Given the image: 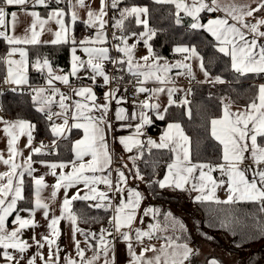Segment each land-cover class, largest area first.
<instances>
[{
  "label": "snow or ice",
  "instance_id": "1",
  "mask_svg": "<svg viewBox=\"0 0 264 264\" xmlns=\"http://www.w3.org/2000/svg\"><path fill=\"white\" fill-rule=\"evenodd\" d=\"M51 2L0 0V40L7 45L0 55L4 70L0 79L13 93L23 94L25 88L28 89L32 106L45 121L46 132L51 137L49 144L41 141L35 146L40 131L37 123L21 117L9 120L0 115V132L5 140V149H0V165L4 166L0 171V264H117V241L126 245L128 264H194L195 257L201 253L192 246L185 223L170 211L143 206L148 196L159 194L157 190L188 193L194 204L230 206L216 209L217 216L213 218L219 219L224 228H230L237 217L232 205H259V213L264 214V82L250 86L255 93L243 107L234 108V101L229 97H220L221 113L209 121L211 137L221 146L218 162L193 161L190 137L179 122H168L158 139H143L155 121L167 119L172 107L188 109L191 101L187 96L192 95V90L179 88L177 78L196 80L194 65L203 74V80L197 83L216 86L241 82L227 80L223 75L213 76L209 65L215 63V58L205 63L198 47L187 42L194 35L203 32L211 36L214 43H208L215 53L228 59V70L237 77H264V0L250 3L152 0L155 5L174 8L169 17L177 28L184 26L186 18L189 20L188 32L172 47V53L181 57L174 62L156 50L155 42L168 29L153 26L154 17L148 4L99 0L95 8L89 0H54L55 7H51ZM37 6L46 10L51 7L46 18L34 10ZM110 10L113 11L111 16ZM213 13L223 15L213 16ZM21 15L30 17V23L23 28V34L17 35ZM77 21L94 31L77 39L74 31ZM110 21L113 31L109 47ZM53 24L55 30L51 27ZM46 32L52 36L47 41L42 40ZM172 40H177L175 33ZM42 45H70V70L54 67L47 56L40 54L31 59L29 46ZM140 45L144 52L138 51ZM78 51L86 59L77 55ZM30 70L39 74L43 84L32 83ZM173 70H176L175 77L171 75ZM84 80L91 83H83ZM58 83L69 91H62ZM125 84L131 86L134 96L144 94V99L134 101L138 111L129 112L119 106L125 102V97L120 95ZM148 84L158 86L148 87ZM97 87L107 89L102 97L97 95ZM128 91V87H123V92ZM181 91L186 95L175 99ZM3 95L0 92V96ZM165 95L167 99L163 102L161 97ZM186 114L191 117L190 109ZM114 122H121V129L134 127L132 134L118 137L125 152L137 151L129 157L133 168L128 169V175L124 171L127 164L113 168L114 153L108 137L112 134L116 138ZM73 129L81 130L83 135L71 142V159H34L58 155L59 142L69 140ZM22 137H26L23 147L20 145ZM145 148L150 154L153 149L170 154L171 162L167 163L162 179L142 174L137 166ZM25 151L28 152L26 157ZM37 164L47 171L37 174L39 169L34 166ZM152 166L155 175V164ZM46 176L54 177L55 183L49 184ZM130 178L144 183L149 191L144 193L127 187ZM99 185H103L104 190H100ZM70 189L75 191L70 194ZM221 189L226 199L221 200L217 195ZM61 190L63 199L58 200ZM76 201L93 202L88 204L89 208L112 211L107 217L108 226L101 227L99 232L81 228L80 223L88 224L89 219L74 211ZM145 217L152 221L146 229L134 226L137 220L143 225ZM62 221L68 222L74 255L61 256L64 252L59 243ZM253 233V238L257 235L264 238V217L256 222ZM77 235L84 239L78 240ZM242 235L246 240L248 234ZM153 241L159 242L158 246ZM206 264L222 262L213 257L206 258Z\"/></svg>",
  "mask_w": 264,
  "mask_h": 264
},
{
  "label": "trees",
  "instance_id": "2",
  "mask_svg": "<svg viewBox=\"0 0 264 264\" xmlns=\"http://www.w3.org/2000/svg\"><path fill=\"white\" fill-rule=\"evenodd\" d=\"M127 5L131 4H148L152 11L154 19L151 21L153 26L162 27L168 29L167 33H161L159 39L155 42L156 50L166 58H173L175 54L172 53V47L175 42H179L180 37L188 32L187 24L189 20L186 18L184 26L177 28L171 23L169 12L174 11V8L170 5H155L152 0H124ZM54 0L51 2V7H55ZM123 6V5H121ZM31 7V6H29ZM37 6L36 9L42 16L46 17L47 11ZM113 15V11H109V16ZM66 20L70 22V18L66 17ZM109 30L113 31L111 27V21L109 23ZM74 31L77 39L87 36L91 31L86 29L84 25L77 21L74 26ZM172 33L176 34L177 40H172ZM109 34V33H108ZM212 41V37L207 33H199L194 35L189 43L195 44L201 53L205 57V63H208L209 58H215V63L209 65L211 74L223 75L227 80L239 79V84H224L216 85L212 84H198L191 85L192 95L188 96V100L191 101L188 105V109L191 111V117L186 114L185 108L172 107L169 110V115L165 121H155L147 130V135L157 136L166 127V124L171 121L179 122L186 135L190 137L191 152L193 161H212L218 162V158L221 152V146L216 142L210 134V118L219 116L221 113L220 97L227 96L234 101L235 106H245L255 93L254 88H250L253 83L264 82V77H254L249 75L247 77H237V75L228 70V59L215 53V50L208 43ZM214 43V41H212ZM163 45V47H161ZM70 45L52 46L42 45L38 47L29 46L30 58L34 59L37 54L47 56L52 62L54 67L62 68L65 71L70 70ZM7 49L6 43L0 40V55H3ZM4 74L3 66L0 65V78ZM30 79L34 85L43 84V79L39 74L31 72ZM2 79H0V84ZM74 83H80L74 81ZM83 83L88 84L85 80ZM3 96H0V103L3 105V112L5 118L11 120L17 117L29 119L38 124L40 129L39 134L36 135L35 143L41 141L49 143L50 134L46 132L45 121L40 118V114L36 113L30 96L27 94L28 89L24 90V93H13L10 90L2 91ZM81 136L80 130L73 129L70 134L69 140H61L59 154L56 156H39L34 157L37 159H44L48 161H60L72 158L71 142L78 139ZM147 162V163H146ZM170 161V154L167 151L160 152L153 149L151 154L144 150L143 159L137 161L136 164L140 168L142 174L153 179H161L165 173L166 165ZM153 164H155V175H153ZM146 193L148 190L145 185ZM159 192L156 196H149L154 203V208H159L161 212H172L176 217L180 218L177 214L179 211V205L182 203L181 198L168 195L164 193V190H157ZM88 202L76 201L74 202V211L80 213L82 217L88 218L89 223H80V225L94 227L101 226L107 222V217L110 216V212H105L103 209H93L88 207ZM167 206V208H165ZM191 209L186 211L183 218H180L186 225L190 232V239L193 241L192 246L200 249L199 256L211 257L212 254H204L202 247H207L206 253H209V249L218 248L223 252L232 256H244L242 258V264H264V238H260L258 235L253 238V230L256 222L259 221L264 214L259 213V205L250 203H240L232 205L237 213L236 219L230 225V228H224L220 226L219 219H213L217 216L216 209H227L230 206L227 205H215V204H190ZM182 210V209H181ZM220 218H223V214L220 213ZM186 218L189 219L190 225H188ZM99 221V223L95 222ZM238 221V222H237ZM191 227V230L189 229ZM243 233H247V239L243 237ZM211 236L212 239L206 238ZM241 246H237V245Z\"/></svg>",
  "mask_w": 264,
  "mask_h": 264
},
{
  "label": "crops",
  "instance_id": "3",
  "mask_svg": "<svg viewBox=\"0 0 264 264\" xmlns=\"http://www.w3.org/2000/svg\"><path fill=\"white\" fill-rule=\"evenodd\" d=\"M249 1L251 2V0H249ZM89 2L92 4L93 7L98 8L99 0H89ZM34 10L38 11L36 8ZM81 15L83 16V12L81 13ZM212 15L213 16H215V15H223V13H213ZM20 19H21L22 23L17 26V31H16L17 35L23 34V28L30 23V17H25V16L21 15ZM51 27L55 30V25L54 24L51 25ZM108 28H109V26H108ZM90 31L93 32L94 30H90ZM107 34H108V29H107ZM51 38H52V36L49 33H47V32L42 36V40H45V41L50 40ZM138 51L139 52H144L145 51L143 49L142 45L138 46ZM79 52L80 51L77 52V55H79ZM80 56L82 58L86 59L84 54H82ZM15 58L18 59L19 57L17 56ZM180 58L181 57L178 54H175V57L169 58V59L167 58V59L170 62H174L175 60L180 59ZM70 60H71V51H70ZM70 67H71V65H70ZM175 72H176V70H173V72L171 73V75L173 77H175ZM194 73L196 75V80H191L190 81L188 78L181 76V77L177 78V86L179 88H182V89H188V88L191 87L192 84L197 83V80H203V74L199 72L198 68H196L195 65H194ZM81 75L83 76L85 74L81 73ZM85 81L88 82V84L91 83L88 80H85ZM198 84H200V83H198ZM205 84H209V83H205ZM147 86L148 87H155V86H158V85L148 84ZM57 87H60L62 91H69L67 88H65L63 85H60L59 83L57 84ZM96 89H101L102 90V93H101L102 96H103V93L107 90L104 87H97ZM6 90H10L9 86L4 85L3 88L0 87V92L6 91ZM120 95H123L125 97V92H123V87L121 89ZM185 95H186V92L181 91V92L177 93L175 99L179 100L180 98L184 97ZM76 99H78V98H76ZM142 99H144V94H141L140 96H138V99H136V100H142ZM166 99H167L166 95L161 97V100L163 102H166ZM187 99H188V96H187ZM0 100H1V98H0ZM100 102H102V100ZM119 106L126 107V109L129 112L138 111V109L134 106V101H127L126 98H125V102L122 103ZM115 107H116V104H115V102H113L112 108L115 109ZM233 107L236 108V107H241V106L233 105ZM187 110L188 109H185V111H187ZM5 119H7V118H5ZM132 123L135 124V123H137V121H133ZM120 124H121V122H114V127L117 129V131L115 132V137L116 138H113V135L109 134L108 140H109L110 150H112L113 153H114L113 168L115 169L116 167H119V166H122L124 164H127L128 168L124 169V171H125L126 175H128L129 174L128 169H132L133 168L132 161L129 160V157L136 155L137 151H136V149H133V151L131 153L125 152L123 150V146L120 145L119 142H118V137L121 136V135H130V134H132V132H134V127L133 128H129V129H121ZM0 127H2V125H0ZM80 132H81V136H82L83 133H82L81 130H80ZM159 135H157V136H149L146 133V136L143 137V139H146L147 137H151L153 139H158ZM24 143H26V137H22L21 138V141H20L21 147H23ZM39 144L40 143H35V146H39ZM46 144H49V143H46ZM0 149H5V140L3 138L2 132H0ZM145 150H147V148H145ZM5 155H6V151H5ZM24 155L26 157L28 155V152L25 151ZM34 159H37V158H34ZM37 160H39V159H37ZM34 166L39 169V172L37 174H44L47 171V169L42 168L39 164L34 165ZM3 170H4V166L0 165V171H3ZM133 171H134V169H133ZM164 174H166V169H165V173ZM214 176L218 177L219 173H214ZM162 178H163V176H162ZM113 179H115V172H113ZM46 181L49 184H52V183H55V178L51 177V176H46ZM80 187H82V185H80ZM127 187L135 188V189H138V190L146 193L145 184L142 183L141 181H138V180H133V179L130 178L128 180ZM98 188L100 190H104V186L103 185H99ZM69 191H70V194H71L72 192L75 191V189H70ZM164 193H166L168 195H171V196H175V197L181 198L182 203L179 205V208H180L179 211H177V214H179L181 217L184 215V213L186 211L191 209L190 204L192 203V201H191L188 193H183V192H179L177 190H172V189H165ZM125 195H126V193H125ZM192 195H195V194L193 193ZM217 195L219 196V198L221 200L226 199V193H225V191L223 189L219 190ZM62 199H63V194H62V190H61V193L58 194V200H62ZM88 203L90 204V203H93V202H88ZM114 203H115V201H114ZM143 206L144 207H147V206L154 207V203L152 202V200L150 199L149 196H148V198L145 201H143ZM165 208H167V206ZM112 214L113 213L111 211L110 215H112ZM38 218H39V215H38ZM144 219H145V223L143 225H141L139 223V220H137L136 224L134 226L135 227H143V228L146 229L147 224L151 223L152 221H151L150 217H145ZM103 224H105V223H103ZM101 226L88 227V226L80 225V227L85 229V230H91V231H96V232H99V229H100ZM60 227L62 229V236H61V238L59 240V243H60L61 248L64 249V252L61 253V256L63 257L65 254H68V253L74 255L73 245H72V242H71V236H70V232H69L68 222L67 221H62ZM41 231H43V229H41ZM25 238H27V237H25ZM77 239L82 241L84 238L82 236L77 235ZM153 242L157 243V246H158L159 242H157V241H153ZM81 247H84L83 243L81 244ZM136 251L139 252V248L138 247L136 248ZM91 254H92L91 252L87 253L88 256H91ZM208 254H212L213 257L218 259V260L219 259H221V260L224 259L226 261L232 262V263H228V264H238V263H235L234 261H232V258H229V257H237V256L230 255L229 257H227L224 254L221 255L220 253H218L216 249H213V248H212V250L209 249V253ZM115 255H116L117 264H128L129 254H128L127 250H126V245L124 243L117 241ZM242 263H243V261H241V264Z\"/></svg>",
  "mask_w": 264,
  "mask_h": 264
},
{
  "label": "rangeland",
  "instance_id": "4",
  "mask_svg": "<svg viewBox=\"0 0 264 264\" xmlns=\"http://www.w3.org/2000/svg\"><path fill=\"white\" fill-rule=\"evenodd\" d=\"M238 2H249L250 3L249 0H238ZM254 6H256V5L255 4H252V7H254ZM82 54H83L82 52H79V55H82ZM180 218H183V217L180 216ZM186 221H187L188 225H190V222H189V219L188 218H186ZM189 229L191 230V227ZM213 247H214L213 249H216L217 252L220 253L221 255L224 254L227 257L230 256L229 254L223 252L222 250H220L218 248H215V246H213ZM202 249H203V251H205L204 254H208V253H206L207 252L206 249H208L207 247H202ZM211 250H212V248H211ZM241 257H243V259L245 258L244 256H240L239 258L238 257H229V258H232V261H234L235 263L241 264V261H242V258ZM206 258H213V256H211V257H205V256L195 257L194 264H206ZM219 260L222 262V264L232 263V262L226 261L224 259H222L223 261L221 259H219Z\"/></svg>",
  "mask_w": 264,
  "mask_h": 264
},
{
  "label": "built area",
  "instance_id": "5",
  "mask_svg": "<svg viewBox=\"0 0 264 264\" xmlns=\"http://www.w3.org/2000/svg\"><path fill=\"white\" fill-rule=\"evenodd\" d=\"M108 33H109V35H108V37H109V41H110V43H109V47L111 46V33H112V31L111 30H109L108 29ZM112 55L113 56H115L116 55V53L113 51L112 52ZM107 67H108V69H109V71H111L112 70V65H107ZM126 79H130L129 77H126ZM3 84L1 83L0 84V87H2L3 88ZM122 87H128L129 88V91L128 92H125V98H126V100L127 101H135L136 99H138V97H136V96H134L133 94H132V89H131V86L130 85H127V84H125V85H123ZM96 93H97V95L99 96V97H102V90L101 89H96ZM0 115H3L4 117H5V114H4V112L2 111V112H0ZM45 144H46V142H44ZM108 225H107V222L105 223V224H103L101 227H107ZM100 227V228H101Z\"/></svg>",
  "mask_w": 264,
  "mask_h": 264
}]
</instances>
